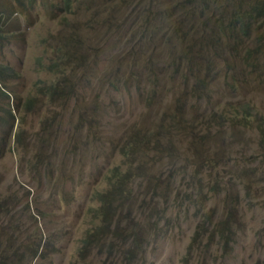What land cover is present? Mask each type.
<instances>
[{
    "label": "rangeland",
    "instance_id": "374dc122",
    "mask_svg": "<svg viewBox=\"0 0 264 264\" xmlns=\"http://www.w3.org/2000/svg\"><path fill=\"white\" fill-rule=\"evenodd\" d=\"M234 1L213 0L209 6L220 15ZM58 3L0 0V225L10 221L19 227L12 231L0 226L3 264H13L18 254L48 234L46 255L32 259L24 253L21 264H264V147L247 148L243 142L231 149L223 146L221 139L212 138L219 127L203 118L195 125L203 138L193 145L200 153L198 162L204 163L198 178L207 185L214 178L223 182L200 213L213 212L215 220L224 219L225 208L234 206L233 239L225 244L217 233L209 239L214 219L209 222L193 210H178L171 199L166 201L169 210L163 212L157 199L145 195L133 212L141 216L125 217L124 222L138 221L146 229L148 220L163 218L160 225L168 221L165 236L152 239L145 231L143 245L132 249L135 256L143 248L145 253L133 260L122 257L115 244L108 246V231L79 252L82 238L101 224L94 194L102 190L108 168L119 162V146L136 122L175 104L190 117L197 107L201 118L204 109L209 112L223 102L236 107L241 99L264 118V39L258 37L264 20L234 54L225 36L214 31L212 10L187 17L185 38L176 33L175 25L184 17L179 0H69L68 10ZM144 27L157 36L144 41L135 34L128 46H115L126 33ZM166 38L188 46V51L168 49L171 41L156 46L167 75L165 80V73L157 70L158 83L139 62L143 55L132 50ZM60 56L65 59L63 69L53 73L50 62ZM189 70L197 75L208 70L205 101L192 94L194 76ZM244 135L260 138L255 124ZM167 137L164 133L163 139ZM173 142L188 143L179 134ZM222 155L216 164L213 158ZM235 167L257 179L247 185L235 171L236 178L228 180ZM181 182L178 177L177 184ZM235 193L237 203L230 200ZM26 204L39 213L37 223L25 212ZM197 220L205 221V227L197 228L200 238L188 249Z\"/></svg>",
    "mask_w": 264,
    "mask_h": 264
},
{
    "label": "trees",
    "instance_id": "16d2710c",
    "mask_svg": "<svg viewBox=\"0 0 264 264\" xmlns=\"http://www.w3.org/2000/svg\"><path fill=\"white\" fill-rule=\"evenodd\" d=\"M192 1L194 0H179V6L184 7L181 10L184 17L175 25V32H179L182 38L187 36V32L184 31L185 24L188 21L187 17L195 11L207 12L205 9L213 11L214 31L219 35L225 36L229 43V50L234 54L241 52L240 46L246 44L252 37L253 32L263 26L264 0H235L233 7L226 9L224 12L221 9L220 15H216L213 8L209 6L213 3V0ZM59 3L66 10L70 7L69 0H64L63 2L59 0ZM104 14H107L106 10H104ZM162 19H167V15H164ZM94 30L99 31L97 28H94ZM135 34H139L144 41L152 40L157 36L154 32L144 27L141 30L126 33L124 39L115 42V46H128L132 43V38ZM258 37L264 39V31L258 32ZM102 39H104L103 36ZM164 41L173 42V46L168 48L170 50L178 48L183 49L185 52L188 51V46L186 47L171 38H166L165 40L156 39L147 44H138L132 50L143 55L142 60L139 62L145 65L149 72L153 73L150 77L155 78V82L158 83H161V81H159V72L157 70L164 73L165 70H162L159 48L156 46ZM96 44L101 47L104 45V41H98ZM246 57L251 58L249 51H247ZM64 60L63 56L58 57L56 60H51L50 67L52 70L50 71L54 73L55 70H62ZM189 72L190 75L194 76L191 84L192 94L202 102L207 97L211 76L208 70H201L199 75L194 70H189ZM210 73L214 76L211 70ZM166 78L167 75L165 73L164 79L166 80ZM1 92L5 94L2 90ZM196 111L197 107H193L190 117L177 104L173 107L167 106L156 114L145 116L146 120L143 121L144 118H142L127 132V138L119 146V162L108 168L104 176L102 190H98L94 194L99 203L96 216L101 219V224H96L94 230L88 231L86 236L82 238L79 249L81 254L84 253V248L87 245L96 241L106 231H108V246L115 244L121 256L127 260L136 259L145 253L144 248L139 256H135L132 252L136 244L143 245L145 231L150 233L152 239L165 236L168 221L160 225L163 218L156 220L154 223L148 220L146 229L138 221L131 222L128 220L124 222L125 217L136 216L138 219L141 216L133 214V212L135 205L145 195L150 196L152 199H157L163 212L169 210L166 201L171 199L172 204L178 207V210H193L194 215H197V213L205 215L209 222L214 219L215 228L208 235L209 239H212L216 233L224 240L225 244H228L233 239L234 232L232 227L235 223L233 214L237 210L234 206L228 205L225 208L228 215L224 219L215 220V213L213 212L200 213L212 193L216 194L223 180L218 184V178H214L215 182L209 185L199 180L198 174L201 173L200 169L204 163L198 162L200 153L197 147L193 145H197L196 138H203V136L196 131L195 125L200 124L203 118L204 123L211 122L213 125L218 126L219 130L216 131L215 136L212 138L221 139L224 142L223 146H227L230 149L233 144L241 142L247 144V148L261 149L264 147V118L260 117L258 113L254 114L253 107L245 99H241L236 107L232 106L230 108L229 102H223L211 106L209 112L208 108L204 109V117L201 118H198ZM7 113L13 117L12 108H9ZM254 124L259 130L260 138H257V140L244 135L248 126ZM164 133L167 134V139H163ZM19 134L20 132L16 133V138H19ZM178 134L182 136L183 141L188 143L176 145L173 139ZM252 144H255V146H252ZM192 155H195L196 159L192 158ZM224 157V155L215 156L213 159L218 164ZM207 168H210V165ZM244 170L246 171L247 169ZM235 171L237 177L244 180L247 185L257 179L253 174L237 170L235 167L232 170L233 174L228 180L236 178L234 175ZM178 177H180L181 181H184V184L182 182L177 184ZM230 197V200L235 203L239 201V196L236 193ZM140 203L142 205L146 204L145 202ZM25 212L29 213L30 217L37 223L39 213H36L28 204L25 205ZM204 223L205 221L203 220H197L195 232L201 226L204 228ZM0 226L12 231L19 228L14 222L10 221L2 223ZM198 235H201L200 230L194 233L188 249H191L193 244L200 238ZM45 241L47 243L44 247ZM50 243L51 235L41 236L33 248L18 254L13 264H21L26 259L24 253L32 254V259L36 256L44 257L46 255L44 249H47ZM3 263L4 260L0 259V264Z\"/></svg>",
    "mask_w": 264,
    "mask_h": 264
}]
</instances>
